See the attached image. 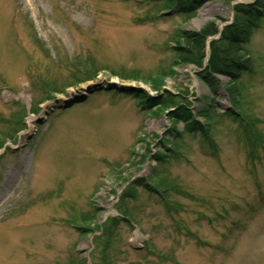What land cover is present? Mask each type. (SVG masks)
I'll return each mask as SVG.
<instances>
[{"label":"rangeland","instance_id":"374dc122","mask_svg":"<svg viewBox=\"0 0 264 264\" xmlns=\"http://www.w3.org/2000/svg\"><path fill=\"white\" fill-rule=\"evenodd\" d=\"M250 1L0 0V264H264V6L181 59Z\"/></svg>","mask_w":264,"mask_h":264},{"label":"trees","instance_id":"16d2710c","mask_svg":"<svg viewBox=\"0 0 264 264\" xmlns=\"http://www.w3.org/2000/svg\"><path fill=\"white\" fill-rule=\"evenodd\" d=\"M263 6L264 0H255L253 3L248 4L238 3L236 5V22L233 25L231 24L226 27L224 37L218 40L213 39L210 42L211 51L206 64H204L206 56L205 42L208 36L217 33L215 22L204 27L203 30L199 32L185 30L182 33V39L185 42L184 46H182L184 49L182 50L183 53L181 55L182 62L184 64H194L201 67L204 65L206 71L210 74H222L228 76L232 82L228 86L229 90L227 95H230L231 100L234 102V98L241 93L239 89H237L239 83L238 79L244 71L250 70L253 65V57L251 54L244 51V49L246 50L245 42L248 40V36L254 29L257 18H260L263 15L260 14ZM232 96H234V98ZM227 114L234 116L237 113H233L231 110L228 111ZM193 126L194 125H192V127ZM193 128L192 130L197 129ZM197 130L202 132L203 129L198 128Z\"/></svg>","mask_w":264,"mask_h":264}]
</instances>
